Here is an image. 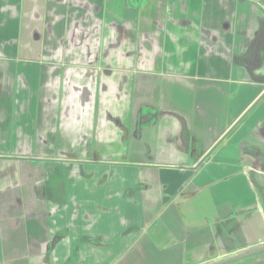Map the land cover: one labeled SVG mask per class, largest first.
Returning a JSON list of instances; mask_svg holds the SVG:
<instances>
[{
	"label": "crops",
	"instance_id": "crops-1",
	"mask_svg": "<svg viewBox=\"0 0 264 264\" xmlns=\"http://www.w3.org/2000/svg\"><path fill=\"white\" fill-rule=\"evenodd\" d=\"M263 242L264 6L0 0V264H210Z\"/></svg>",
	"mask_w": 264,
	"mask_h": 264
},
{
	"label": "water",
	"instance_id": "water-1",
	"mask_svg": "<svg viewBox=\"0 0 264 264\" xmlns=\"http://www.w3.org/2000/svg\"><path fill=\"white\" fill-rule=\"evenodd\" d=\"M262 6H264V0H257ZM262 254L264 256V242L261 243L260 246L255 247L253 249H249L247 251H243L240 254L234 255L233 257H230L228 259H225L223 261H219L216 263H210V264H229L232 262H236V261H241L243 259L249 258V257H253V256H257Z\"/></svg>",
	"mask_w": 264,
	"mask_h": 264
},
{
	"label": "rangeland",
	"instance_id": "rangeland-1",
	"mask_svg": "<svg viewBox=\"0 0 264 264\" xmlns=\"http://www.w3.org/2000/svg\"><path fill=\"white\" fill-rule=\"evenodd\" d=\"M230 264V263H229Z\"/></svg>",
	"mask_w": 264,
	"mask_h": 264
}]
</instances>
